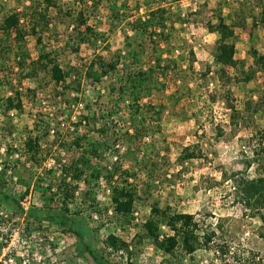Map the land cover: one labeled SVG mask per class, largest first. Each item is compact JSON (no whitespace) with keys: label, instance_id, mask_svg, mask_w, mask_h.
<instances>
[{"label":"trees","instance_id":"1","mask_svg":"<svg viewBox=\"0 0 264 264\" xmlns=\"http://www.w3.org/2000/svg\"><path fill=\"white\" fill-rule=\"evenodd\" d=\"M181 1L14 0L13 6L10 7L8 1L0 0L2 65L6 64L4 61H10V51L15 50L19 70L18 83L21 84L24 79H31L34 86L30 91L34 97L39 95L40 90L52 86L55 90L52 94L54 98L72 96L73 99L70 101L72 104L85 102L87 114L81 117V121H85V126H90L89 131L97 132L95 138L87 136L78 138L74 133L63 136V139L66 137V141L62 145L69 146L74 153L78 150L80 152L72 162L71 175L62 177L57 190L52 194V199L60 196L62 206L55 211L53 208L47 210L44 208L32 209L29 213L37 220L48 219L59 224L66 232L74 234L79 241L82 254L99 264H136L134 255L137 252L131 246L132 244H135V247L143 246L147 240L153 241L157 250L164 255L184 264L187 257L193 259L196 252L210 245L213 247L212 244L215 251L221 255L231 252L227 243L215 242L216 238L220 237V232L226 233L221 221L203 227L204 224L197 219L196 214L179 212L170 206L161 207L158 202L152 205L149 216L142 223L140 231L135 234L132 244L112 232L104 239L105 246L96 248L95 243L99 241L97 234L105 225L102 223L103 220L92 228L87 217H79L82 211L75 210L74 193L80 184L85 182L89 187L83 192L84 199L86 201L90 199L94 203L97 192L93 189L92 182L103 179L108 184L113 182V213L111 217L109 216L108 222L115 219L116 225L124 230L135 223L134 212L137 204L142 201L141 188L136 183H129L128 178L136 177V170L140 168L139 170H147L152 179L153 173L158 169L155 157L158 158L159 152L154 143H143L140 148L139 146L129 148L122 153L120 146L140 143L144 138L160 131L159 121L163 111L170 108L177 114L176 108L183 100H190L194 93L190 84L182 81V70L174 55L178 48L172 44L174 39H179V36H176L177 24L182 26L189 21L188 16H184L180 10H174V4ZM245 1L253 4L247 12L228 5L226 0H215V6L210 10L215 21L211 31L219 34L213 50L214 64L221 76L227 75V67L234 68L240 75L238 80L247 84L254 79L257 72L264 71V53L254 46L251 47L249 54L252 63L246 66L244 60L236 57L238 38L236 29H244L251 23L252 31L255 32L264 24V0ZM211 2L212 0H206L202 4V9L208 7ZM224 6H228L233 12L230 21L225 14ZM202 9L200 8L197 13L202 12ZM93 19L96 20L95 24L92 23ZM106 21L110 25V34L100 28ZM59 25L64 26V31L59 30ZM118 29L123 33L125 42L129 43L125 51L112 49L110 37ZM62 35L65 36L63 44ZM29 37L35 39L38 52L35 58L28 51ZM47 40L52 41L48 43ZM84 44L93 51V56L89 60L84 59V62L82 59L70 60L65 66L61 64V52L69 50L79 55ZM190 53L194 59V51L190 50ZM191 67L192 63L189 64V68ZM4 72L2 79L6 81L9 74L13 73L12 67ZM105 81L108 82L106 95L108 102L105 103L102 100L104 96L100 94L97 102L99 108L95 110L88 87L90 85L101 89ZM169 82L173 83L175 88L167 96L168 104H156L153 95L166 88ZM15 92V95L7 97V104L9 107L22 110L21 92L19 90ZM147 98L150 100H146ZM109 103L113 105V111H109ZM246 103L250 116L262 110L259 103H256L257 107L255 106L253 99ZM230 109L236 121L241 111L234 104H230ZM115 114L120 115V119H117ZM42 117L43 115L39 114L35 124L38 131L48 130V121ZM57 133L61 135L60 132ZM44 139V136H36L26 142L34 162L43 159L38 158L41 157L38 155L42 152ZM82 140L87 143H82ZM107 152L113 153L116 160L112 162L110 168L108 165L98 167L96 161L105 159ZM139 152L144 153L142 161L139 160ZM263 153L264 129L260 132L256 155L263 157ZM200 156L198 145H188L182 150L179 160L186 162ZM123 161H130L132 165L124 169L121 163ZM251 163L247 161L246 167ZM223 180H227V177L225 176ZM232 185L236 194L235 200L242 205L245 212L256 215L264 209V174L260 173L257 180L240 177L234 180ZM0 203L7 204L19 213L24 212L19 201L2 189ZM105 210L106 208L102 207L96 211L103 216ZM88 217L93 219L91 214ZM163 225L171 233L166 232L162 228ZM106 247L124 249L128 257L127 262L123 263L121 260L108 262L104 257ZM249 254L254 258L248 257L246 259L249 260L248 263L257 264L258 254L253 251H249Z\"/></svg>","mask_w":264,"mask_h":264},{"label":"rangeland","instance_id":"2","mask_svg":"<svg viewBox=\"0 0 264 264\" xmlns=\"http://www.w3.org/2000/svg\"><path fill=\"white\" fill-rule=\"evenodd\" d=\"M5 1H8L10 7L14 4V0ZM205 1L182 0L179 4H174V10H180L184 16L189 18L185 25L177 24L176 36H179V39H174L172 44L178 48L174 55L182 70V81L190 84L194 92L193 96L190 100L185 99L181 102L176 108L177 114H174L170 108L163 111L159 121L160 131L144 138L140 143L120 146L122 153L129 148L137 146L140 148L143 143H154L159 152L158 158L155 157L158 169L153 173L152 179L147 170H139L140 168L136 170V177L128 178L129 183H136L141 188L142 201L137 204L135 209V212H138V220L134 215L135 223L130 225L127 230L117 226L115 219H110L111 222H108L109 216L113 213V182L108 184L103 179L92 182V187L97 192L94 203L90 199L87 201L84 199L83 192L89 188L85 182H82L79 189L75 191V210L82 211L79 217H87L92 228L99 225L101 220L105 224L97 234L99 241L95 243L96 248L105 246L104 239L112 232L132 244L135 234L140 231L142 223L149 216L152 205L158 202L161 207L170 206L179 212L196 214L197 219L204 224L203 227L220 221L224 225L226 233L220 232V237L216 238L215 242L218 244L227 243L231 252L221 255L215 251V246L212 244L213 247L210 245L196 252L193 259L187 257L185 264H249V260L246 259L254 258L249 254V251L258 254L257 264H264V209L256 215L245 212L242 205L235 200L236 194L232 185L234 180L240 177L257 180L260 173L264 174V153L263 157L256 155V150L259 148L260 132L264 129V71L257 72L254 79L247 84L238 80L240 75L234 68L227 67V75H220L213 59L214 45L219 34L211 31V26L215 21L211 17L210 9L216 3L215 0H212L208 7L202 9V4ZM226 2L228 5L246 12L253 6L252 3H247L245 0H226ZM200 8L202 12L197 13ZM224 9L228 21H230L233 12L229 10L228 6H224ZM92 23L95 24L96 20L93 19ZM109 26L106 21L100 25V28L110 34ZM59 30L64 31V26L59 25ZM236 31L238 35L236 57L244 60L246 66H249L252 63L249 54L251 47L254 46L264 53V24L259 26L255 32L252 31L251 23L244 29L237 28ZM47 41L50 43L52 40ZM64 41L65 36L62 35V44ZM110 41L113 50L122 49L125 51L129 47V43L125 42L120 29L110 37ZM179 46L183 48L181 49ZM27 47L33 58L38 56L34 38H28ZM190 50L195 53L194 59ZM10 52L9 62L4 61L6 64L2 65L3 62L0 59V109L4 115L0 119V148L4 147L7 150L5 154L0 153V158H9L11 149L12 153L23 149L25 137L27 139L30 136L32 138L45 137L44 147L41 149V154L38 155L41 157L38 158L47 159L53 166L47 172L44 170V174L49 175L48 179L44 178V174L37 175L35 170L27 167L24 162L23 168L16 172V185L18 188L29 187L32 196L35 197L33 198L34 205L46 208L50 204L53 205L52 191L56 189L62 177L71 175L72 162L80 152L78 150L74 153L69 146L62 145L66 141V137L63 139V136L67 133H74L78 138L83 136L95 138L97 132L89 131L90 126H85V121H81V117L87 114L85 102L79 101L72 104L70 102L73 99L72 96L54 98L52 94L55 90L52 89V86L40 90L43 95L34 97L30 91L34 86L31 79H24L19 84L15 50ZM92 56L93 51L84 44L79 55H75L69 50L61 52V64L65 66L70 60H83L82 62H84V59L89 60ZM191 63L192 67L189 68ZM10 66L13 73H10L9 78L4 81L2 79L5 75L4 71H8ZM107 83L105 81L101 89L90 85L88 87L90 100L93 102L92 106L95 110L99 108L97 102L100 94L104 96L102 100L105 103L108 102ZM174 88L175 85L169 82L166 88L153 95L154 102L168 104L167 96ZM15 90L21 92L20 95L27 106L22 107V110L16 108L17 116L14 119L6 114V99L15 95ZM250 99H253L256 107L258 106L256 103L262 106L260 113L249 115L246 102ZM146 100H150V98ZM230 104H234L241 111V116L239 115L236 121H234ZM108 108L109 111H113V105L110 103ZM39 114L48 121V130L38 131L36 129L35 124ZM115 116L120 119V115L115 114ZM57 132H60L61 135ZM82 143L85 144L87 141L82 140ZM194 144L198 145L201 156L181 162L179 157L182 150L188 145ZM15 145L16 148H14ZM8 150L10 151L8 152ZM105 157V159L97 160L95 164L98 167L108 165L110 168L116 158L110 152H107ZM24 158V160H28L27 156ZM143 158L144 153L139 152V160L142 161ZM247 161L252 162L249 167H246ZM121 163L124 169L132 165L130 161ZM234 174L235 178H233ZM225 176L227 180H223ZM102 207L106 208L103 216L96 211ZM90 214L93 219L88 217ZM162 228L171 233L165 225ZM32 229H38L37 224H34ZM46 229L49 230L48 227ZM54 231L57 232L55 238L57 243L53 246L55 248L53 253L55 264H99L93 262L91 258L87 259L82 254L79 249V241L74 234L66 232L63 228H54ZM131 247L135 248L137 252L134 255L136 264H184L158 251L153 241L147 240L143 246L138 245L137 247L132 244ZM126 256L121 262H127L128 257ZM107 261L119 262L108 258Z\"/></svg>","mask_w":264,"mask_h":264},{"label":"built area","instance_id":"3","mask_svg":"<svg viewBox=\"0 0 264 264\" xmlns=\"http://www.w3.org/2000/svg\"><path fill=\"white\" fill-rule=\"evenodd\" d=\"M39 95H43L39 92ZM22 107L27 106L26 102L21 101ZM6 114L11 118L17 116L16 107H9L6 102ZM2 110L0 109V119L3 118ZM28 139L25 137L24 148L14 151L10 154L9 158H0V189L12 194L24 208V212L19 213L5 203H0V264H55L53 253L55 248L53 247L57 241H55L57 232H53V229L62 228L55 222H50L48 219L37 220L32 217L29 211L44 209V207H38L34 205L32 191L29 187L23 186L18 188L17 183V171L23 168V164L35 170L37 175L44 174L50 167L47 159H41L39 162H34L32 155L29 153L26 142ZM17 146L15 145L14 148ZM42 147H44L42 145ZM6 148H0V153L5 154ZM28 160H24L26 157ZM48 174H44V178L48 179ZM8 180V181H6ZM61 181V180H60ZM60 183V182H59ZM59 183L57 185H59ZM55 190L52 191L55 192ZM75 194V193H74ZM62 206L60 196H56L53 200V205L46 207L44 210L53 208L59 210ZM134 215L138 220V212ZM34 224H37L38 229H32ZM49 228V230L46 229ZM52 233V234H51ZM129 242V241H128ZM59 244V242H58ZM61 250V246L59 247ZM105 259L120 261L125 256L124 249H113L111 247L105 248Z\"/></svg>","mask_w":264,"mask_h":264}]
</instances>
